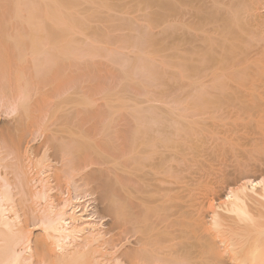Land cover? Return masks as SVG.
I'll list each match as a JSON object with an SVG mask.
<instances>
[{"label":"bare ground","instance_id":"1","mask_svg":"<svg viewBox=\"0 0 264 264\" xmlns=\"http://www.w3.org/2000/svg\"><path fill=\"white\" fill-rule=\"evenodd\" d=\"M134 1L148 25L106 17L129 31L119 65L112 32L92 24L121 4L0 0V116H13L0 128V264H264V18L253 0ZM167 68L187 102H137ZM75 178L98 191L106 230L65 197Z\"/></svg>","mask_w":264,"mask_h":264},{"label":"rangeland","instance_id":"2","mask_svg":"<svg viewBox=\"0 0 264 264\" xmlns=\"http://www.w3.org/2000/svg\"><path fill=\"white\" fill-rule=\"evenodd\" d=\"M111 2L115 5L118 6L119 4H121L123 6V8L120 7H115L116 10L113 11H109L108 10H102V13L100 14V20L96 19L94 21V23L92 25L94 26H100L103 27L105 29H110L108 31L113 30V22H108L106 20V17L108 16H114L115 19L119 20V19H131L132 21H134L135 23L139 24L138 26H142L143 27L147 24L148 25V21H146L147 19V13L151 12V8L150 9H145L144 7H140V9L138 8V6H136V2L134 0H120V1H113L111 0ZM253 6L255 7V9H257L256 14L259 17H262V19L264 18V0H253ZM171 19V17H170ZM104 20V21H103ZM116 23V22H115ZM165 25L164 24H159L157 26H154L152 33L155 34L156 36H160L161 32L163 31ZM115 30V29H114ZM111 40H112V45L111 48L112 49H118L121 51V55H119V58L123 59L122 63H119V65H122L124 63V61L126 60L127 56L131 57L134 56V52L132 49L130 48H124L123 44H121L120 42V37L124 36V35H128L129 31L127 30V28L125 30H117L115 32L111 31ZM131 33V32H130ZM88 31L85 33H77L76 34V45L78 46V50L77 53L79 55H85V50L88 49V46L90 44H93L91 42L90 36L88 35ZM264 42H262L263 44ZM105 46V45H104ZM120 48V49H119ZM170 54V51L165 52L163 55L167 56ZM159 60H164V58H162L161 56L158 58ZM96 62L98 63H104L103 67L107 70V72L109 73H116V64H112V63H107V60L105 58H96L95 59ZM102 68V67H101ZM168 73H170V81H166L164 86H161L160 89L156 90V96L154 97L152 95V93L150 91H147L145 89H140V88H134V95L137 98V102L139 103H143L144 106H148V105H155L159 110H167V108H172V109H176L178 108V106H180V104H185L187 102V100L189 99V95H190V90L183 84V82H181V80L183 79L182 77H179V79L173 78V76L171 77V73H172V69L171 68H167ZM145 78V73L144 72H140L138 74H136L134 76V79L136 81L142 80ZM209 79V78H208ZM116 83L119 84L120 80H115ZM136 83V82H135ZM134 87V86H133ZM123 114L128 115L127 111H124ZM122 114V115H123ZM219 113L213 111V109L208 113V115H204V118H210L211 116H218ZM13 116H7V115H2L0 116V128L2 127V125L7 124L8 122L12 121ZM9 124H7L8 126ZM6 126V125H5ZM4 127V126H3ZM43 139H38L37 142L33 145L34 149L38 148L39 145H41L43 143ZM59 167L62 166V163L58 165ZM76 180L72 183L68 182L65 185V188L63 189V192H65V197L66 198H77L79 196V198H81L80 202V209L84 210L89 208V212H91L92 215H95L97 218V221L99 223H101L102 225L104 224V228L106 230V228L109 227V223L111 222L112 219H110L111 217L108 215L109 212H105L102 210H105L104 207L102 206L103 204H100V196H98V194L96 192L98 191H94V189H91V186H87V188L84 186V182H82V180L80 181L79 178H75ZM91 191H90V190ZM73 196V197H72ZM83 199V200H82ZM103 207V208H102ZM107 214L108 216H105V214ZM90 214V213H89ZM40 232L39 231H35V239L38 238ZM132 238L130 240V243H128V246H134L135 245V240ZM133 242V243H132Z\"/></svg>","mask_w":264,"mask_h":264}]
</instances>
